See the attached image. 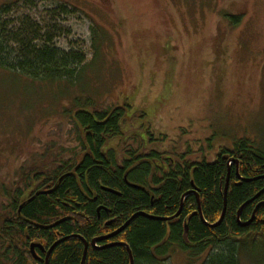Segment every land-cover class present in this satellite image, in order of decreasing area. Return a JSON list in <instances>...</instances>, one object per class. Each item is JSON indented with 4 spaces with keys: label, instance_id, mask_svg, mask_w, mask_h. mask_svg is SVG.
Listing matches in <instances>:
<instances>
[{
    "label": "rangeland",
    "instance_id": "1",
    "mask_svg": "<svg viewBox=\"0 0 264 264\" xmlns=\"http://www.w3.org/2000/svg\"><path fill=\"white\" fill-rule=\"evenodd\" d=\"M0 4H10L9 20L28 17L55 47L85 58L74 84L0 70V202L21 167L77 147L74 100L96 109L129 103L121 137L104 148L118 164L124 149L210 162L242 139L264 152V0ZM242 252L241 264H264V245ZM165 263L188 264L182 252Z\"/></svg>",
    "mask_w": 264,
    "mask_h": 264
},
{
    "label": "trees",
    "instance_id": "2",
    "mask_svg": "<svg viewBox=\"0 0 264 264\" xmlns=\"http://www.w3.org/2000/svg\"><path fill=\"white\" fill-rule=\"evenodd\" d=\"M9 5L0 4V70L17 78L74 84L84 70L83 55L55 47L43 27L28 17L9 20ZM66 7L60 5L64 11ZM74 102L70 113L77 147L69 149L67 158L34 159L32 166L19 169L12 190L2 186L0 264H44L53 243L48 264H81L84 255L82 264H129L126 248L109 245L114 242L129 245L133 264H167L181 252L188 264H241L243 250L254 253L264 245V152L254 142L242 139L210 162L187 160L186 153L171 157L124 149L129 157L118 164L114 149L104 148L121 137L129 103L96 109L89 99ZM231 157L239 161L237 172L235 161L228 165ZM35 184V192L25 199ZM189 191L194 192L183 200L178 217H149L174 215ZM197 196L204 221L197 213ZM257 204L256 218L240 226ZM224 205L222 221L211 227ZM243 205L239 223L236 214ZM139 212L149 216L136 215L114 237L91 244ZM81 238L87 244L84 255ZM31 243L44 251L35 247L33 256Z\"/></svg>",
    "mask_w": 264,
    "mask_h": 264
},
{
    "label": "water",
    "instance_id": "3",
    "mask_svg": "<svg viewBox=\"0 0 264 264\" xmlns=\"http://www.w3.org/2000/svg\"><path fill=\"white\" fill-rule=\"evenodd\" d=\"M232 160L236 162V172H237V166H238V164H239V161H238L237 159H234V158L231 157V159L228 160V165L230 164L229 162H232ZM227 169H228V171H229V167H228ZM193 192H194V191H189V192H186V193L182 194V199H181L180 208H179V210H178L174 215H172V216H170V217H168V218H164V217H152V216H149V215H147V214H145V213H143V212L135 213V215L132 216L129 220H127V222H125L123 226H121V227L115 229L112 233H109V234L103 235L102 237H95V238H93L92 241H91V244L95 245V243H97V242H101V241H103V239H109V238L114 237V235L120 233V231H122V230L125 228V226H126L130 221H132L133 218H135L136 215L149 216L150 218L155 219V220H157V219H159V220H168V219H172V218L178 217V215H179V213H180V211H181V208H182V202H183V200L186 198L187 195H189V193H193ZM224 194H225V189H224ZM225 196H226V194H225ZM257 196H258V195H257ZM257 196H256V197H257ZM224 200H225V197H224ZM199 202H200V201H199V197L197 196V207H198L197 213H198V215H199V218H201V219L204 221V217H202L201 206L199 205ZM223 204H224V203H223ZM259 205H260V204H257V205H256L255 209H254V210L252 211V213H251V217H250L248 220H246L245 223H240V216H239L240 210H241L245 205L241 206V207L237 210V214H236V216H237V221L240 223V226L248 225V224H250V223L256 218L255 213H256V209H257V207H258ZM224 208H225V205H224L223 210H222V212H221V214H220V216H219V219H218L216 222L212 223L211 227L216 226L217 224H219V223L222 221V219H223V214H224V211H225ZM183 229H184L183 237H184V239H186V237H187V233H188V229H187V221H186V220L183 222ZM81 239H82L83 243L85 244L84 252H83V255H84V254H85V251H86L87 244H86V241H85L83 238H81ZM56 244H57V243H53L52 245H50L49 249H48L47 251H45L44 264H48V259H49L48 256H49V253L52 251V249L55 247ZM114 244H119V245H122V246H124V247L126 248L127 254L129 255V264H133V262H134V261H133V254L131 253V250H130L129 245H128L127 243H121V242H117V243L114 242V243H111V244H109V245H114ZM35 247H37V248L39 247L41 250L44 251V247H43V246L39 245L38 243H37V244H33V243H31V244H30V252L32 253L33 256L35 255V253H34V248H35ZM84 257H85V255L83 256V259H82L81 264L83 263Z\"/></svg>",
    "mask_w": 264,
    "mask_h": 264
},
{
    "label": "flooded vegetation",
    "instance_id": "4",
    "mask_svg": "<svg viewBox=\"0 0 264 264\" xmlns=\"http://www.w3.org/2000/svg\"><path fill=\"white\" fill-rule=\"evenodd\" d=\"M35 189H36V184L31 189L28 190V194L25 196V199H27L29 196H31L30 194L32 192H35Z\"/></svg>",
    "mask_w": 264,
    "mask_h": 264
},
{
    "label": "bare ground",
    "instance_id": "5",
    "mask_svg": "<svg viewBox=\"0 0 264 264\" xmlns=\"http://www.w3.org/2000/svg\"><path fill=\"white\" fill-rule=\"evenodd\" d=\"M238 174H239V172H238Z\"/></svg>",
    "mask_w": 264,
    "mask_h": 264
}]
</instances>
